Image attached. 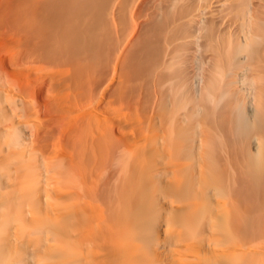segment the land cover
I'll use <instances>...</instances> for the list:
<instances>
[{
	"label": "bare ground",
	"instance_id": "obj_1",
	"mask_svg": "<svg viewBox=\"0 0 264 264\" xmlns=\"http://www.w3.org/2000/svg\"><path fill=\"white\" fill-rule=\"evenodd\" d=\"M11 3L21 8L25 17L19 24L20 11L15 24L27 30L25 36L18 34V38L24 37L26 41V48L21 44L25 49L23 58L18 59L24 52L21 46L17 47L18 41L14 42L15 51L13 45H8L15 53L9 51L4 41L0 44L6 47L2 53H14L15 57L7 55L11 62L20 60L12 62L15 66L25 67L27 62L34 69L45 64V69L52 66L49 63L62 62L66 65L65 76L62 74L66 81L80 75L89 80L82 92L78 91V97L83 95L85 101L87 97L111 96L110 100L133 106L137 114L133 117L106 114L107 117L96 107L93 110H97H90L91 113L75 121L71 117L73 123L67 125L72 128V132H67L73 143L82 133L88 134L85 143L91 142V146L88 145L87 156H93V162H103L99 159L104 154L107 160L119 163L118 171L115 169V193L104 196L102 213L91 206L101 215L93 220L90 206L85 210L80 203L74 204L71 196L74 203L68 200L69 204H80L79 209L66 208L63 205L66 198L61 203L66 190L57 195L60 197L57 203L62 206L50 194L52 203L48 193L43 195L48 201L43 199L45 204L41 201L39 194L46 186L43 183L42 189L40 182L45 178L40 177L36 166L37 162L45 163L42 154L41 161L35 163L32 156L33 165L29 168L19 165L28 157L26 148L36 134L27 133L26 123H30L31 117L37 118L36 113L42 108L45 112L49 109L43 104L44 98L43 103H38L33 101L35 97L21 91H29L41 99L55 90L52 92L57 98L46 96V101L56 100L58 109L64 110L60 108L64 103L57 104V92L63 89L61 81L57 82L61 79L57 67L49 68L55 71L52 77L59 75L52 80L44 72L45 75L38 74V78L45 76L49 80L46 85L24 82L15 87L17 81L13 82V89L18 87V91L9 89L10 96L5 98L13 100L18 111H12V107L9 111L2 100L4 96L0 99V115L3 109L10 118L5 127L0 126V137L4 139L1 143L5 144H0V166L7 163L11 167L10 175L0 172V176L8 175L0 181L10 183V187L15 184L18 191L5 195L0 190V264H264V226L260 227L264 225V0H12ZM145 4L151 10L136 26L131 24V36L127 35V24L140 16ZM21 37L19 40L23 42ZM17 48L21 55L17 54ZM5 69L4 73H8ZM194 78L199 84L196 88ZM82 101L83 105L90 102ZM54 109L56 112L57 107ZM66 111H62L64 114L57 111V118L67 120L70 113L67 115ZM145 111L146 116H150L149 111L156 113H152L155 120L150 122L143 115ZM50 118L46 121L49 126L54 122ZM61 124L59 127L65 125ZM59 127L56 130L62 133ZM46 135L43 132L34 135L31 143L45 147ZM51 136L48 142L58 135ZM8 142L16 146L15 152ZM37 156L40 154L34 158ZM69 161L71 164L72 159ZM43 167L39 168H46ZM55 167L51 166L60 168ZM64 168L68 173L72 170ZM53 173L58 172L50 174ZM52 175L47 179H54ZM60 180L58 184L63 186ZM54 185L57 187L56 182ZM50 202L60 208L51 207ZM51 242L60 243L61 248L59 244L55 245L58 249L50 248ZM45 244L49 245L47 250L52 249L48 253L60 248V253L71 257L44 254ZM39 249H43L42 253Z\"/></svg>",
	"mask_w": 264,
	"mask_h": 264
},
{
	"label": "rangeland",
	"instance_id": "obj_2",
	"mask_svg": "<svg viewBox=\"0 0 264 264\" xmlns=\"http://www.w3.org/2000/svg\"><path fill=\"white\" fill-rule=\"evenodd\" d=\"M11 1L12 0H0V44H3V41L5 42L4 44H5V46H11V45H13V46H11V48L12 47H14V51H15V46L16 45H14V42H15V44H17L16 43V41H18V44H20V45H17V47L19 48L20 46H21V44H25L26 43V41H25V39H24V37H21V36H19V38H18V34L20 35H22L23 33H24V31H27L26 30V27L25 26H18L17 27V25L15 24V18H16V16H18L19 15V12H20V14H21V19H20V23L19 24H22V21L24 22V19H25V17H24V15L22 14V10H21V8H18V7H16L14 4H12L11 3ZM151 10V7H150V5L149 4H145V5H143L142 6V8H141V12L139 13V15L140 16H138V18H135V20L133 19H131L129 22V24H127V31H126V34L127 35H130L131 36V29H133L132 27H133V25H131V24H136L137 25V23L138 22H140V21H143L144 19H145V17H146V15L149 13V11ZM137 22V23H136ZM135 25V26H136ZM131 28V29H130ZM131 30V31H130ZM16 31V32H15ZM128 32V33H127ZM25 33H27V32H25ZM25 33H24V35H22V36H25ZM10 36V37H9ZM13 36V37H12ZM16 36V37H15ZM15 37V38H14ZM20 37H21V39H23V42H22V40H19L20 39ZM128 38H129V36H127ZM12 38L14 39V41L12 40ZM16 39V40H15ZM18 39V40H17ZM19 41H21V43H19ZM24 41H25V43H24ZM2 42V43H1ZM3 46V45H2ZM1 45H0V47H2ZM8 46V48H9V51H13L10 47ZM25 46V47H24ZM23 46V48H26V45H24ZM3 48V49H2ZM2 48H0V52L2 53V51H6V50H4V49H6V47H2ZM16 49L17 51V54H18V52H20V51H18L19 49ZM20 48H22V46L20 47ZM22 48V49H23ZM21 49V51H24L25 49H23L22 50ZM8 51V50H7ZM13 51V52H14ZM11 53L10 52V54L7 52H4V53H0V63L2 62V64H1V66L2 65H4V67H2V69L3 70H1V68H0V70L1 71H3V74H2V72L0 71V82H1V80L3 81V82H5L4 84H2V83H0V88H1V85H2V87L3 88H1V89H3V91H4V95H3V91H2V94H1V96H0V99H2L3 98V96H4V99H2V100H4L3 102H5L6 104V106H7V108L9 109V111H11V109H12V111L14 110L15 112H17L18 111V109L17 108H15L14 109V101L13 100H11L10 98H5V97H9L10 95H7L8 93H11L10 91L9 92H7L9 89H11V91L12 92H17L18 91V87L19 86H22V84L24 83V82H31V83H33L34 85H37V82H39L38 83V85H42L43 83H45V85L46 84H48L49 83V80H52V78H54L55 76H59V75H57V74H60L61 75V79H58L57 80V82H60V84H62V86H63V89H61V91H59V92H57V93H59V96H58V102H57V104L59 103V104H61V103H64V104H61L62 106H60V108H63L64 110H62V111H66L67 112V115H68V113H70L68 116H69V118H67V120H65V118H63L62 117V120H61V117H60V119L59 118H57V115H58V113H62V111H60L59 109H58V105H56V100H53L55 103H52L53 101L52 100H49L48 98L51 96V98L50 99H56L57 97L56 96H54V95H57V94H53V92L55 91H53V90H51V92H49V94H47L46 96L48 97L47 99H48V101H46V96L45 97H40L41 99H39V96H36L35 94H31L29 91H21V92H23L24 93V95H26V96H30L31 98H33V97H35V99L33 98V101H36V102H38V103H43V104H45V105H48V107H46V108H49L48 109V111L50 112L51 110L53 111V112H55L54 110V108L55 107H57V109H56V112L55 113H49V114H47L46 112H48V111H46L45 112V108L43 109L42 108V110L41 111H39L38 113H36V115H34V116H36L37 118H35V117H31V119L32 120H35V121H32L31 119H30V123L28 122V123H26L27 125V133L28 134H30V136H32L34 133H36V134H41L42 132L44 133V136L46 135V133H47V135H46V137H44V140L46 141V145H45V147L44 146H42V147H40V146H38L37 144L34 146V144L35 143H31L32 141H31V138L33 139L34 138V135H36V134H34L33 135V137H31L30 138V147L29 148H32V149H29L28 147L26 148L27 150H28V153H29V155L31 154V156H29L28 155V157H24V162L22 163V162H20V164L19 165H27L28 166V168L30 167V166H32L33 165V162L35 163V160H38L39 161V159H40V161H41V158H42V160L43 161H45V163L43 162V163H40L39 164V162H37L38 164H37V169L38 170H40V171H38V172H40L41 174H40V177H41V175H43L44 176V178L46 179H44V181L43 182H40V183H42V184H40L41 185V188L43 189V188H45V186H46V188H45V190L48 188V187H50L51 189H52V191L50 190L49 191V188L46 190V193L44 194V192H45V190H42V191H44V192H41V190L39 191V192H41L39 195H40V197H41V201L44 203L45 201H43V199L45 200L46 198L44 197L47 193V195L49 196V198L48 199H51L50 201L52 202V203H54L53 202V199H55V202L57 203V201H59L60 200V195H59V192H62V193H64V191L66 190V192L67 193H69V191H67V189L68 190H71L70 191V193H71V195H70V193L67 195V193L65 194L64 193V198H63V196H62V194H61V198H63L64 200L63 201H61V203H63L64 201H65V198L67 199L66 201H70V202H72V203H74V201H75V203L74 204H78V203H80L81 204V206L82 207H84L85 206V210L86 209H88L89 207H86V206H90V208H91V206L93 207V209H97V211L98 212H101V211H103L104 209V205H103V201H104V196L106 195V194H108V195H111L112 193H115L114 191H115V189H114V185H115V183H117V167H119V163L118 162H116L115 160H111V159H108L107 160V158L106 157H104V154H101V156H100V159H99V161H103V162H100L99 164H97V163H95V162H93V156H92V158L91 157H89V156H87V153L89 154L90 153V147L89 146H91V145H89V144H91V142L89 143V142H87V144L85 143V139L88 137V134L87 135H85V133H82L80 136H82V138L79 136V138L78 139H76L75 141L78 143H73L72 141H69V136H70V134L68 133V132H72V128L71 129H69L68 128V126H69V123L71 122V123H73L72 122V118H74L73 119V121H75L76 119H78L79 117H81L83 114H89V113H91V111H94V110H97V109H99L100 111L99 112H101V113H103V115H105V116H113V115H120V116H123L124 114H126V115H128L129 117H133V116H136V114H137V112L135 111V108L132 106V108H129L128 107V105H126V103H124V102H118V101H115V100H113V99H111L110 100V98H112L111 96H108V97H110V98H108V97H100V96H95V98L94 97H90V99H89V97H87V101L85 100L84 101V99L86 98V97H84L83 98V95L81 96V97H78L77 95H78V93L80 92H82V90L86 87V85H87V82L89 81V80H87V77H85L84 75H80V76H76V79L74 80L73 78L74 77H71V78H69L67 81L65 80V73H66V65L64 64V63H62V62H59V63H49L48 65H52V66H50L49 68L50 69H54L55 67H57L56 68V70H57V74L54 76V77H52V75L54 74V70H51L50 71V69L49 68H46L45 67V69L43 68L44 66H45V64H43L44 66H40V67H42V68H40V67H38V68H33V66H32V68H31V65L29 64V63H27L26 62V66L28 67V69L27 68H25L24 66L22 67L21 65L22 64H20V63H18V65H19V68L17 67V65L15 66V62L17 61H20V60H18L19 58L21 59V58H23V54L25 53V51L22 53V52H20V53H22V57L21 56H19L18 57V59H16V61L14 60V61H12L13 63H15V64H13L12 62H11V57H10V59L8 58L9 56H7V55H10V56H13V57H15L14 56V53ZM6 53V54H5ZM18 54V55H21V54ZM3 54H5V56H7V57H5L8 61H10L9 63H8V61L7 60H5L4 59V57L2 58V55ZM16 54V55H17ZM17 58V57H16ZM14 59V58H13ZM2 60V61H1ZM7 61V62H6ZM22 61L24 62L25 60H23L22 59ZM5 62V63H4ZM22 63V62H21ZM11 64H13L14 65V67L17 69V70H19V69H22V68H24V69H22V71H20V73H17V70L15 71L12 67H11ZM6 65H9V67L8 66H6ZM48 65H46L47 67H48ZM59 65V66H58ZM20 66L22 67V68H20ZM30 66V67H29ZM5 67H6V69H5ZM7 67H8V69H7ZM11 67V68H10ZM59 67H60V69H61V71H60V69H59ZM30 68V69H29ZM40 68V69H39ZM4 69L5 70H7V72L8 73H4ZM26 69H27V71H26ZM37 69V70H36ZM47 69H48V71H47ZM12 70V71H11ZM29 70H31V71H29ZM33 70H35L33 73H37L36 75L34 74H32V71ZM11 71V72H10ZM24 71V72H23ZM54 71V72H53ZM62 71L64 72V73H62ZM12 72H14V73H12ZM18 74L17 76L19 77V78H17L16 79V76L14 75V74H16V73ZM29 72H31L30 73V75H28L29 74ZM46 74H44V73ZM69 72H71L72 73V70H70ZM41 74L42 75V73L49 79H47L45 76H43V78H38V74ZM50 73H51V75H50ZM53 73V74H52ZM9 74V75H8ZM12 74V75H11ZM40 74H39V76H40ZM62 74H64V76L62 75ZM2 75V76H1ZM47 75H49V76H47ZM4 76H6V77H4ZM12 76L14 77V78H12ZM26 76V77H25ZM27 76H30V77H27ZM33 76V77H32ZM3 78V79H2ZM12 78V79H11ZM25 78V79H24ZM31 78V79H30ZM63 78V79H62ZM5 79V80H4ZM27 79H29V80H27ZM42 79V80H41ZM44 79H45V81H44ZM21 81L20 83H18V81ZM47 80V81H46ZM194 80V83H193V87L194 88H196V86H197V82H198V80H197V78H194L193 79ZM14 81H17V83L15 82V84H17V85H15V84H13V82ZM63 82H65V84L63 83ZM22 83V84H21ZM82 83V84H81ZM5 84H8V85H5ZM18 84H20V85H18ZM70 86H69V85ZM3 85H5V86H3ZM15 85V87L16 86H18L17 88H15V89H13L14 86ZM199 85V84H198ZM7 86H9V87H7ZM67 86H69V88L67 87ZM71 86H72V88H71ZM4 87H6V88H4ZM66 88H68V89H66ZM7 89V90H6ZM72 89V90H71ZM76 89H77V91H76ZM69 90V94H68V91ZM71 90V91H70ZM0 91V92H1ZM53 91V92H52ZM79 91V92H78ZM64 92V94L61 96V99H60V95L62 94ZM70 92H72V93H70ZM55 93V92H54ZM53 94V95H52ZM71 94V95H70ZM5 95H7V96H5ZM34 95V96H33ZM67 95V96H66ZM68 96H70V97H68ZM75 98H74V97ZM54 97H56V98H54ZM45 99L44 101L42 100V99ZM67 100H66V99ZM69 98V99H68ZM80 98H81V101H82V99H83V101H84V103H86V102H88V101H90V102H88V103H86L85 105L87 106H85V105H83V103L81 104L80 102L81 101H79L80 100ZM74 99H76L77 100V102L78 103H76L75 101L76 100H74ZM100 99V100H99ZM105 99V100H104ZM8 100H10V101H8ZM40 100V101H39ZM65 100V101H64ZM13 101V102H12ZM43 101V102H42ZM52 101V102H51ZM68 103H67V102ZM82 101V102H83ZM99 101V102H98ZM48 102V103H47ZM51 102V103H50ZM73 105H72V104ZM124 103V104H123ZM7 104H9V105H7ZM52 104H55V105H53V109H51L50 107H52V106H50V105H52ZM71 104V105H70ZM75 104V105H74ZM77 104V105H76ZM79 105V106H78ZM6 106H4V108L6 107ZM65 106V107H64ZM76 106H78L77 108H76ZM126 106V107H125ZM10 107H12L11 109H10ZM17 107V106H16ZM96 107H98L97 109H94L93 110V108H96ZM134 108V109H133ZM3 110V109H2ZM1 110V112H2V115H0V120L1 121H3L2 122V124H1V121H0V126H1V128H3V127H5L6 125H7V121H9L10 120V118L9 117H7V116H9V115H7L8 113L7 112H5V111H2ZM47 110V109H46ZM91 110V111H90ZM43 111L45 112V114L43 113ZM57 111H58V113H57ZM146 112L148 113V111H145L144 113H143V115L144 114H146ZM42 113H43V115H44V117H43V115H42ZM149 113H150V116H149V114L146 116V115H144V116H146L147 118H149L150 119V122H152V120L154 121L155 120V115H156V113H153L152 111H149ZM155 114L154 116H153V114ZM1 114V113H0ZM5 114V115H4ZM47 114V115H46ZM55 115V116H53V115ZM57 114V115H56ZM62 114H64V113H62ZM66 114V113H65ZM107 114V115H106ZM110 114V115H109ZM7 115V116H6ZM60 115V114H59ZM67 115H65V116H67ZM80 115V116H79ZM2 116H6L7 118H9V119H7L6 117H4V118H2ZM39 116V117H38ZM47 116H49V117H51L50 119H51V121H53L54 120V122H52L51 124L52 125H50V126H54L55 128L54 129H49L48 130V128L50 127L48 124V122H46V121H50V120H48V118H46ZM61 116V115H60ZM63 116V115H62ZM107 116V117H108ZM59 117V116H58ZM72 117V118H71ZM75 117H77V118H75ZM151 117V118H150ZM5 118H6V121H4L5 120ZM4 119V120H3ZM42 121H41V120ZM45 119V120H44ZM47 119V120H46ZM39 121V122H38ZM56 121V122H55ZM63 121H65V122H63ZM69 121V122H68ZM31 122L33 123V122H37V123H33L34 125H35V127L31 124ZM41 122V123H40ZM68 122V123H67ZM6 123V124H5ZM43 123V124H42ZM54 123V124H53ZM56 123H58V126H56ZM60 123H62L63 125H64V123H65V125L62 127V130H61V127H59L60 126ZM4 124V125H3ZM37 124V125H36ZM61 124V125H62ZM2 125H3V127H2ZM40 125V126H39ZM45 125H47L48 127H46ZM68 125V126H67ZM31 127V128H30ZM34 127V128H33ZM57 127H59V129L61 130V131H63L62 133L60 132V131H57L56 129H57ZM69 129V130H67V128ZM0 128V129H1ZM30 130H29V129ZM45 128V129H44ZM53 128V127H52ZM66 129L65 131H64V129ZM36 129V132L34 131ZM39 129H41V130H39ZM43 129L46 131V132H44L43 131ZM28 130L30 131V133L28 132ZM51 130V131H50ZM151 130V129H150ZM42 131V132H41ZM53 131V132H52ZM57 131V132H56ZM68 131V132H67ZM66 134H65V133ZM150 132V131H149ZM149 132H148V134H149ZM52 133V134H51ZM54 133V134H53ZM60 133V134H59ZM64 133V135H65V137L63 138V136L61 135V134H63ZM53 135V136H56V135H58V136H56L55 137V139H50L51 140V142H48L49 141V139L47 140V138H48V136L50 137L51 135ZM67 134H69V135H67ZM60 135H61V137L62 138H60L59 139V137H60ZM66 135H67V137H66ZM84 135H85V137H84ZM51 138H54V137H52L51 136ZM0 139H2L1 141H0V144H3V143H1V142H3V138H1L0 137ZM63 140L62 142L60 141V140ZM67 139V140H66ZM57 140V141H56ZM78 140V141H77ZM81 140V141H80ZM84 140V141H83ZM66 141H68V142H66ZM7 142V141H6ZM5 141H4V143H6ZM10 142V141H9ZM8 142V143H9ZM52 142H54V143H52ZM60 142V143H59ZM70 142V143H69ZM7 143V144H8ZM45 143V142H44ZM51 145H50V144ZM59 143V144H58ZM82 143H84V146H83V144ZM31 144H33V145H31ZM85 144H86V146H85ZM3 145H5V144H3ZM9 145L12 147V150H13V152H15L16 150V146L15 145H13L12 143H9ZM58 145V146H57ZM77 145V147H75ZM89 145V146H88ZM31 146H34V147H31ZM85 147L84 149H82V147ZM63 147V148H62ZM4 148V147H3ZM36 148V149H35ZM39 148H41V150L39 149ZM45 148H47L46 149V151L45 150H43V149H45ZM81 148V149H80ZM88 148V149H87ZM91 149H92V147H91ZM30 150V151H29ZM37 152H36V151ZM50 150V151H49ZM89 152H88V151ZM94 150V149H93ZM31 151H32V153H31ZM48 151V152H47ZM41 152V153H40ZM45 152H47V153H45ZM81 152H85V156L83 155V153L82 154H80ZM4 152H2V154H3ZM36 153V154H35ZM53 153V154H52ZM39 155L40 154V156H37L38 158H34L35 157V155ZM43 156H42V155ZM52 154V155H51ZM74 154V155H73ZM77 154V155H76ZM69 155H71V157L69 156ZM80 157H79V156ZM84 157H83V156ZM32 156H33V162H32ZM42 156V157H41ZM68 156V157H67ZM82 156V157H81ZM31 157V158H30ZM39 157H41V158H39ZM70 157V158H69ZM102 157H104V158H102ZM54 158V159H53ZM99 158V157H98ZM26 159H28L27 161H26ZM30 159V160H29ZM45 159V160H44ZM70 159H72V162H71V164H70ZM66 160H68V161H66ZM77 160V161H76ZM92 160V161H91ZM29 161V162H28ZM65 161V162H64ZM84 161V162H83ZM47 162H49V163H47ZM54 162V163H53ZM55 162H58L59 164H61V165H64V166H62L61 167V165H59L58 163H56L55 164ZM62 162H64V164L62 163ZM83 165L82 167H81V164ZM108 162H109V166H107L108 165ZM111 162V163H110ZM2 163V162H1ZM66 163H68V165H65ZM73 163V164H72ZM84 163V164H83ZM94 163V164H93ZM103 165H102V164ZM118 163V164H117ZM3 164V163H2ZM1 164V165H2ZM44 164V165H43ZM70 164V165H69ZM78 164V165H77ZM112 165V167H111V165ZM5 165H7L6 167H5ZM39 165V166H38ZM54 165H56V167H60L58 170L57 169H53V168H51V166L53 167ZM116 165V166H115ZM40 166H42V168H44L43 166H45L46 168L45 169H40L39 167ZM49 166V167H48ZM67 167V169H69V173H70V175H66V174H69L68 173V171H65V168L64 167ZM77 166H79V167H77ZM94 166V167H93ZM96 166V167H95ZM99 168H98V167ZM114 166V167H113ZM16 168V165L14 166L13 165V169H15ZM55 167V168H56ZM73 167V168H72ZM75 167V168H74ZM6 168V169H5ZM10 165L9 164H7V163H5V164H3L2 166H0V172H3L4 171V173H6V174H8V175H10ZM62 168H64V172L62 171ZM85 168H88V169H85V171H83ZM95 168V169H94ZM107 168V170H105ZM109 168V169H108ZM113 168V169H112ZM8 169V170H7ZM48 169V171H50V172H48V171H46ZM78 169V170H77ZM90 169V170H89ZM101 169H102V171H101ZM117 171H116V170ZM2 170V171H1ZM44 170V171H43ZM60 170H61V172H60ZM82 170V171H81ZM101 171L100 173H98V176L96 175H94V174H96V172H98V171ZM110 172H109V171ZM113 170V171H112ZM16 171V170H15ZM43 171V172H42ZM46 171V175H45V172ZM52 171H54V172H58V173H56V174H54V175H52V174H50V173H52ZM106 171V172H105ZM63 173L62 174V176L60 175V173ZM67 172V173H66ZM77 172V173H76ZM81 172H82V174H81ZM104 172V173H103ZM4 173H1V175H3ZM75 173V174H74ZM84 173V174H83ZM5 174V177L7 176L8 177V175H6ZM57 174L59 175V176H57ZM77 174V175H76ZM89 174H91V175H89ZM92 174H93V176L95 177H93L92 176ZM17 175H19V168H17ZM52 175V178H54V179H52V180H48V179H50L49 177H47V176H51ZM76 175V176H75ZM80 175V176H79ZM101 175V176H100ZM113 177H112V176ZM115 175H116V177H115ZM53 176H57V178L60 180V181H62L60 184H62L63 183V186L62 185H59L58 184V179L57 178H55V177H53ZM60 176L62 177V178H64L63 180H62V178H60ZM92 176V177H91ZM2 177V178H1ZM4 176H0V179H6ZM79 177V178H78ZM43 178V177H42ZM42 178H41V180L40 181H42ZM48 178V179H47ZM66 178V179H65ZM83 178V179H82ZM115 181H114V180ZM55 180V181H54ZM81 180V181H80ZM50 182V181H53V182H50V183H47V182ZM59 181V182H60ZM86 181V182H85ZM1 182V181H0ZM56 182V184H57V187H56V185H54V183ZM65 182V183H64ZM79 182H81L82 183V185H83V189H82V186H81V184L79 183ZM43 183H44V185L45 186H43ZM87 183V184H86ZM89 183H91V184H89ZM97 183V184H96ZM9 184L10 183H8V184H5V183H3V182H1L0 183V190H2V192L3 193H5V192H7V195H9V193L11 194H13V192L14 193H17V189L18 188H16V185L15 184H12L13 186H9ZM47 184V185H46ZM48 184H49V186H48ZM51 184H53V185H51ZM66 184V185H65ZM76 186H75V185ZM100 184V185H99ZM3 185H5V187L3 186ZM51 185V186H50ZM59 185V186H58ZM67 187V188H65V186ZM79 185L81 186V188L79 187ZM52 186H54L55 187V191H53V187ZM62 186V187H61ZM85 186V187H84ZM86 186L88 187H91V188H89V190H88V188H86ZM14 187V188H13ZM59 187H61V188H64L63 190L61 189V188H59ZM76 187H78V188H76ZM97 187V188H96ZM2 188V189H1ZM7 188H9V189H7ZM57 188H59L60 189V191H58V189ZM80 188V189H79ZM103 188V189H102ZM77 189H79V190H77ZM10 190V191H9ZM15 190H17L16 192H15ZM62 190V191H61ZM81 190H83V191H81ZM12 191V192H11ZM79 191V192H78ZM54 192V193H53ZM75 192V193H74ZM80 192H82L83 194H81ZM57 193V194H56ZM50 194H51V197L53 198H50ZM54 194H55V196H54ZM89 194V195H88ZM5 195H6V193H5ZM43 197H42V196ZM57 195H59V196H57ZM66 195H67V197H66ZM101 195V196H100ZM3 196H4V194H3ZM47 196V197H48ZM73 197V199H74V201H73V199L71 198V197ZM84 197V198H83ZM59 198V199H58ZM76 198V199H75ZM72 199V200H71ZM81 199H82V201H81ZM88 199H90L89 201H88ZM47 200V199H46ZM48 201V200H47ZM65 201V204H63L66 208L68 207V208H70V206H73L74 208H76L78 205H74V204H72V203H70L69 204V201H68V203ZM78 201V202H77ZM49 203L50 204V206L52 205V203ZM77 202V203H76ZM92 202V203H91ZM48 203V202H47ZM58 203H60V202H58ZM57 203V204H58ZM61 203L59 204V205H61ZM84 203H85V205H84ZM45 204V203H44ZM80 204H79V206H80ZM101 204V205H100ZM52 206H56L55 204H53ZM51 206V207H52ZM62 206V205H61ZM78 206V207H79ZM100 206V207H99ZM103 206V207H102ZM57 207V206H56ZM55 207V208H56ZM77 207V209H79ZM57 208H60V207H57ZM100 208H101V210H100ZM92 208L89 210V211H94ZM100 210V211H99ZM91 211V213H93V217H91L93 220H94V218L95 219H97L99 216H101L100 215V213H95V211L94 212H92ZM87 212V211H86ZM88 213V212H87ZM95 213V214H94ZM102 213V212H101ZM89 214V213H88ZM97 214V215H96ZM99 214V215H98ZM90 216H92V214L90 215ZM264 225H260V227H263ZM262 234H260V236H261ZM259 236V237H260ZM258 237V236H257ZM253 238V237H252ZM54 244V242H51V244ZM96 243H99L98 241L96 242ZM49 245H50V243H48ZM46 245L45 244V248L44 247H41V248H44L47 252H43L44 254H49L50 253V255H59L60 254V257H62L61 256V254H63V256H68V257H71V254H69L68 255V253H66L65 254V252L64 253H60L59 251H61V244L60 243H55L54 245L52 244V246L50 247V248H52V249H58L57 247L58 246H56L55 247V245H58L59 244V246H60V248H59V250L57 251V252H55V251H53L52 252V254H51V252H49L48 253V251H51V250H49L50 248H49V245ZM100 246V243L99 244H97V246ZM96 246V247H97ZM55 247V248H54ZM47 248H49L48 250H47ZM98 248V247H97ZM96 249V248H95ZM40 250H41V253H42V250L43 249H39V252H40ZM98 251H100L99 249H98ZM57 253V254H53V253ZM97 252V251H96ZM59 253V254H58ZM65 254V255H64Z\"/></svg>",
	"mask_w": 264,
	"mask_h": 264
}]
</instances>
